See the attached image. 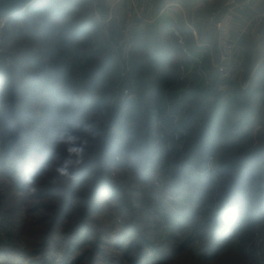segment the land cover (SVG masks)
Listing matches in <instances>:
<instances>
[{
	"label": "trees",
	"instance_id": "16d2710c",
	"mask_svg": "<svg viewBox=\"0 0 264 264\" xmlns=\"http://www.w3.org/2000/svg\"><path fill=\"white\" fill-rule=\"evenodd\" d=\"M89 4L34 0L8 21L18 24V35L28 32L39 42L68 46L85 84L77 83L76 74L59 78L61 65L29 52L17 58L16 75L9 80L12 73L0 57L2 110L15 103L14 122L0 116V139L7 140L0 146V264H71V252L79 251L84 233L85 247L101 253V246L108 247L102 243L105 234L98 233L91 243V218L103 207L123 203L121 187L110 179L112 169L134 178L140 194L134 203L146 205L137 210L125 197L118 212L132 219L148 213L147 219H130L117 236L108 237L120 254L113 257L115 264H264V235L257 247L250 245L257 232H264V124L256 145L238 142L248 136L243 130L264 104L262 84L242 92V100L232 97L224 103L219 93L197 86L180 92L176 63L164 65L160 45L138 33L143 59H133L128 81L119 85L113 50L118 33L83 16ZM170 55L174 60L180 56L175 49ZM124 87L131 95L121 101L115 94ZM6 93L15 99L3 102ZM38 101L41 117L31 109ZM20 122L32 127L27 132ZM46 133L50 140L43 139ZM68 134L87 141L86 150L81 163L71 167L72 177L58 178L56 168L67 158L61 137ZM211 156L218 158L217 175L206 169ZM169 195L177 200L171 205ZM139 226L177 236L166 235L164 242L182 241L162 255L149 242L162 234L149 238ZM202 240L204 247L196 245ZM84 260L80 256L77 262Z\"/></svg>",
	"mask_w": 264,
	"mask_h": 264
},
{
	"label": "crops",
	"instance_id": "0c3cea01",
	"mask_svg": "<svg viewBox=\"0 0 264 264\" xmlns=\"http://www.w3.org/2000/svg\"><path fill=\"white\" fill-rule=\"evenodd\" d=\"M245 1L248 2L246 11L234 15L230 29L232 41L235 43L234 57L240 60L242 72L239 80L235 82L238 85L231 84L227 88L223 86L218 89L219 97L225 102L232 97L238 99V94H242L250 86L262 84L264 87V26L255 34H250L247 31L251 17L264 9V0ZM222 2L223 0H150V6L140 21V30L137 34L142 33L148 40L160 45L164 65L176 63L178 73L176 83L180 85V92L188 91L192 86H197L204 93L216 92L201 85V81L197 78V72L202 69L208 81L212 82L215 78L214 63L217 55L215 31L207 23V16L212 9L220 6ZM94 5L96 6L91 17L92 20L107 31L111 28L119 36L120 23L126 11L132 8L133 0H95ZM174 30L182 35L191 54L190 59L181 53L178 40L172 34ZM135 45L133 59H138L141 62L143 54L137 45V41ZM153 48H158V46H153ZM172 49L180 54L178 59L171 58ZM200 56L202 57V65L198 66L193 58ZM181 67L187 72L182 73ZM181 77L183 80H180ZM209 99L212 100V97ZM257 112L262 115L264 104L258 105ZM263 120L264 118L260 124L254 125V127L257 126L254 136L262 130ZM253 124L248 127H252Z\"/></svg>",
	"mask_w": 264,
	"mask_h": 264
},
{
	"label": "rangeland",
	"instance_id": "374dc122",
	"mask_svg": "<svg viewBox=\"0 0 264 264\" xmlns=\"http://www.w3.org/2000/svg\"><path fill=\"white\" fill-rule=\"evenodd\" d=\"M94 1L95 0H90V4L85 8V12L83 13V16L92 17V14L94 12V7L96 6V5H94ZM14 17L15 16H11V17H9V19H14ZM17 25L18 24H15L14 26H9L8 22H7L5 27L3 28V38H2L0 57L4 55V57H5L4 60H6V68H7V70H9L8 72L12 73L10 76L7 77V79L12 80L16 75L13 72L12 68L17 63L16 62L17 58L21 57L22 53L29 52L30 55H32L36 59H40L41 61L47 62L48 64L52 63L51 65H54L55 67H58L59 65H61L62 70H61V73L59 75V78L63 77L66 79H70V77H72L73 74H76V78H78L77 83L81 86L85 84L83 81H81V79H79L80 74L74 70L75 63H74V61H72V50L68 46H60L56 40L55 41L54 40H45V41L39 42L38 38H36L35 36L29 38L28 32H26L25 34H22V35H18V32H17L18 26ZM5 42L7 43L6 44L7 47L5 45ZM39 53L43 54L42 59L39 57ZM44 58L46 60H43ZM48 59H50V61H48ZM28 70L32 71L30 74L35 73L31 69H28ZM240 75H241V73H238L232 81L218 85L216 92H219L218 89L220 87H223V86H225L224 88H227L228 85L231 86V84H233L235 86V84H237L235 82H237L239 80L238 78H240ZM4 81H6V80H4ZM11 85H12V83H11ZM120 92H121V90L117 91V93L115 94V97H117L119 94V99H120ZM240 94H238L237 97L239 100H242L243 96H242V94L241 95ZM40 96L41 97L45 96V94H42ZM3 97L5 98V100H3V102L6 103L7 101L10 102L11 98L15 99L16 96H12V93L11 94L6 93ZM120 100L122 101V98ZM222 102L224 103L225 100ZM14 105H15V103L12 104V106L10 108L2 110V107H4V106H2L0 104V116H4L5 118L8 117L11 120H13V122H14L15 110L12 108V107H14ZM40 105H42V104L40 103V101H38V103H34V105L31 106V109H32V111H34L36 117H41L40 114H38V109H40ZM259 115H260L259 112H257V115H255V118L253 119L254 124L252 123L253 124L252 127H248L247 129L243 130V131H247L248 136L245 139H242V141H238V142H241L244 145H247L250 142H252L253 145H256L258 143V141H254V139L256 138L254 136V133H255V130L257 127V126L254 127V125L261 123V120L264 118V112L262 113V115H260V118H259ZM0 123H2L1 120H0ZM20 124L23 125L22 126L23 129H25L27 132L32 127V124L27 125V124H23L21 122H20ZM4 129H6V127H4ZM30 133H31V131H30ZM0 134H1V130H0ZM13 134H15L14 131H13ZM17 136H20V131H18ZM35 137L37 140L41 139V136L39 133H36ZM42 137H44L43 138L44 140L45 139L46 140L51 139L49 133H46ZM5 141H7L6 138L0 139V146H5V144H6ZM239 146H242V145L239 144ZM167 147H169V145ZM209 158L212 159V162L214 163L213 165L217 169L216 164H217L218 158L216 156H211ZM58 178H61V177H58ZM112 178L113 179L115 178V180H113V183L117 184V185H119V187H121V192L119 193V195L118 194H116V195H118V198L121 199L123 201V203H125V201L127 200L128 204L135 206L137 208V210H142L144 207H146V205L141 206V204H139L138 201H137V203H134L135 199H137V200L139 199L140 194H138V192H136V190H138V188H139V185H135L133 177L129 176V174H127L123 170L112 169V170H110V179H112ZM151 196H153V194H151ZM168 197H169V200L166 199V203L169 205H171V203L173 201H177L173 196L169 195ZM80 202H82V200H79V203ZM123 203H114L112 205L113 208L114 209L116 208L117 210H111V209H113L111 206L110 207H103V209H101L100 213L94 215L91 218L90 227H91L92 232L94 234V236L92 237L91 243H93V240L95 239L96 235H98V233L103 232L105 234V236L103 238L102 243H104V245H108V247L107 246L106 247L101 246L99 248L101 253L96 254L94 251H92V247H90V246H88V248L85 247V233H84L83 241L81 240L77 244L78 247H80V248H77V249H79V251L76 252L75 250H73L71 252V255H70V260L72 261L71 264H78L77 259H79L80 256H82V257L85 256V260L82 264H94L93 261L96 262L95 264H115V262L118 259L120 254H118L117 252H115L111 249L112 246L110 244L112 242V239H108V237L109 236L110 237L117 236L128 225V223L130 222V219H132L131 215H129L128 213H125V216H123V215H121L123 213L122 210L118 212L119 207ZM166 203H164V204L167 206V210H170L171 209L170 206L167 205ZM143 212L144 211H141L139 214L137 213V217L135 219H132V220L134 222L136 221V223H138V222H140V220L147 219L148 213H143ZM20 224L21 223H19V225ZM240 226H241V224L238 225V227H240ZM139 228L143 229V230L146 229L144 231V234L147 235L149 238L153 237L155 234L158 235V233L162 234V236H160V237L154 236V239L149 240V242L152 243L151 244L152 246H154L156 248L159 247L161 249L159 252L160 253L162 252L163 254H165L167 252L168 246L173 245V244L178 245L182 241V238H181L178 240L179 242H173V241L164 242L166 239V235H169L171 237H177V236L175 235V233H173V234L166 233V230L160 231L157 229V227H154L155 230H153L152 228H150L148 226H142V227L139 226ZM262 230H263V228H262ZM186 234H184V235H186ZM260 234L264 235V232L260 231V232H257L255 234L254 238L250 242L251 246L257 247L259 245V242H260L259 235ZM31 235L32 234H29V236H31ZM261 240H262V237H261ZM136 244L138 245L139 242H137ZM204 244H205V240H202L201 243H197L196 245H199L200 247H202V246L204 247ZM125 245H127V242L123 246H125ZM65 247H66V244L61 243V250H62L61 254L66 253V251L65 252L63 251L65 249ZM102 257H106V259H105L106 261L101 260ZM113 257H116L117 259L114 260ZM0 263H1V259H0Z\"/></svg>",
	"mask_w": 264,
	"mask_h": 264
},
{
	"label": "built area",
	"instance_id": "2783aa9c",
	"mask_svg": "<svg viewBox=\"0 0 264 264\" xmlns=\"http://www.w3.org/2000/svg\"><path fill=\"white\" fill-rule=\"evenodd\" d=\"M247 3L248 2L245 0H223L221 5L212 9L207 16V23L212 26L215 31L217 55L214 63L215 78L212 82L205 78L202 69H199L197 72L198 80L201 81V85L206 89L216 91L218 85L232 81L238 73L242 72V64L240 60L234 57L235 43L232 41L230 29L233 24L234 15L236 13H243L246 11ZM149 6L150 0H133L132 8L126 11L124 18L120 23L119 37L113 48L116 55V62L119 67V85L128 81L129 74L131 73L136 35L140 30L139 24L143 16L146 14V10ZM8 20L9 17L0 19V52L2 46L3 28ZM263 26L264 9L251 17L248 23L247 31L250 34H255ZM172 34L178 40L181 53L190 59L191 54L186 47L182 35L175 30L172 31ZM193 60L197 62L198 66L202 65L201 56L193 58ZM181 72L186 73L187 71L181 67ZM180 80H183V78L181 77ZM130 93L131 89L129 87H124L120 92V97L123 100L129 97L131 95ZM174 140H179L178 134L174 136ZM119 161V157H115V164ZM213 164L212 159L209 158L206 169L212 175H217V169ZM155 185L157 186V183H155Z\"/></svg>",
	"mask_w": 264,
	"mask_h": 264
},
{
	"label": "clouds",
	"instance_id": "9594fccd",
	"mask_svg": "<svg viewBox=\"0 0 264 264\" xmlns=\"http://www.w3.org/2000/svg\"><path fill=\"white\" fill-rule=\"evenodd\" d=\"M61 143L65 145L67 158L64 162L56 168V172L59 177L71 178L72 172L71 167L81 163L85 154V146L87 141L81 138L68 134L61 137Z\"/></svg>",
	"mask_w": 264,
	"mask_h": 264
},
{
	"label": "water",
	"instance_id": "95a60500",
	"mask_svg": "<svg viewBox=\"0 0 264 264\" xmlns=\"http://www.w3.org/2000/svg\"><path fill=\"white\" fill-rule=\"evenodd\" d=\"M34 0H0V19L15 16Z\"/></svg>",
	"mask_w": 264,
	"mask_h": 264
}]
</instances>
